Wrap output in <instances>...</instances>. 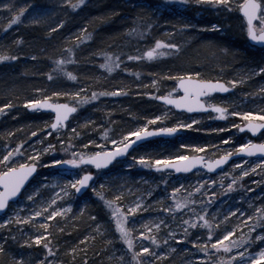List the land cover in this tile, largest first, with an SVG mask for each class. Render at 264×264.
Returning a JSON list of instances; mask_svg holds the SVG:
<instances>
[{
  "label": "rangeland",
  "instance_id": "obj_1",
  "mask_svg": "<svg viewBox=\"0 0 264 264\" xmlns=\"http://www.w3.org/2000/svg\"><path fill=\"white\" fill-rule=\"evenodd\" d=\"M152 4L150 12L153 17L149 23L152 27L142 36L125 30L124 40L120 43L124 52L128 51L134 54V56L139 55L142 58H145L147 61L146 63L149 62L150 65L151 63H156L160 58L168 57V63L172 64V62H174V64H177V62H180L177 66V69L180 72L190 70L201 74L206 73L205 75L202 74L200 78L212 79L213 77H217V67L220 68V70H223V68L226 69L229 72L230 80L234 78L243 79V76L248 75L250 77L248 80L236 85V91L231 96V104H237L239 109H241V112L264 110V96L257 91L261 86H264V73H258L254 76L250 74L251 69L264 66V48L252 47L247 39H245V41L243 40L244 37H246V34L241 27V14L237 12L227 13L223 10H216L210 5L182 6L181 0H154ZM163 5H167V7H164ZM213 23H222L225 25L224 30L211 29L210 25ZM186 24H192L193 27H181V25ZM199 25H208V27L201 28L198 27ZM173 29H175V31H173ZM156 39L165 40L168 44H179L180 48L178 51L164 48V51H169L171 53L169 56H161L149 60L147 57L143 56V53L147 50V47L154 44ZM224 48H227L229 51L225 53L223 51ZM240 49L242 51V56H240V53L238 52ZM201 53L205 55L208 53V57H202V55H200ZM217 53L218 55H216ZM233 63L235 65H233ZM117 69L118 67L114 68L112 71L113 74ZM162 78V81L154 78V76L150 77L147 82L138 80L135 85L132 84L135 96H143L144 98H151L154 100L155 97L147 95L148 92H154L156 89L164 88V90L161 91L164 94L170 89L175 88V80L170 82L168 81V78ZM152 80H157L156 86L151 83ZM118 87L124 88L120 84L115 86V84L107 81L105 86L99 85L96 90L91 91H88L83 87L65 88V90L61 92L67 93L80 91L81 95L88 96L95 91L98 94V98L96 100H89L85 104H81L78 107L76 115L70 119L71 123L68 125V130L62 131L59 136H57L56 130L52 131L53 135L51 137L47 135L42 136L40 132H37L34 137L31 136L30 133L36 131V129L30 131L26 135L23 133L22 135H16L13 138L8 136L7 140L0 141V154L5 152L6 145L14 147L20 140H24L25 143L22 145L23 152L18 154L20 160L14 162H22L23 160H26L28 155H32V148L41 149L42 147L47 146L48 143L54 144L57 151L44 154L42 159H59L62 158L60 154L63 153V151H61V145L57 141L59 139H69L68 131L73 127H78L79 124H83L85 118L94 121L95 124H99L103 128L110 127V138H116V136L123 132L135 130L140 125L147 123V118H150L153 115H164L167 113L165 119L154 122L153 124H150L149 127H162V125L171 126L178 122L190 123L192 120H195L196 124H194L192 128H181L180 130L183 131V134L179 137L169 140H152V142L144 144L140 148L132 151L128 157L120 159V161L111 165L109 171L95 176L93 187L99 189L100 184H105L107 194H112V197L116 195L117 192H123L124 195L120 201L121 203L131 202L136 197L145 198L146 205H151V207L148 208L146 212L137 213L135 223L142 224L149 219H152L153 222H155V218L163 219L168 229L170 231H175L178 235H183L184 233L176 228L175 225L180 224L181 220L185 219L189 214H192L190 211L191 209H201L202 205L197 203L198 201L205 202L209 207V213L218 212L219 215L215 219L220 221H223L224 216H226L227 212L233 207L245 211L246 215H251L253 211L251 205L253 203L257 206L264 203V199L261 198L262 193H264V170L259 167L254 171H250L247 176L237 180L231 191H225L227 184L231 183L233 179L240 174L241 170L245 167L252 168L253 165H257L261 160L260 158H238V160L227 165L226 168L218 171L216 174L205 172L202 169H196V171L185 175L173 174L170 171L158 173L154 171L152 172L150 170L151 168L144 167L139 163H135L132 168H128L124 161L127 160L128 162H131L133 156L142 154H149L156 158L160 156H169V152L174 153V155H182L187 152L188 155L203 154L209 159H214L216 155L222 154L225 149L235 147L239 143H245L247 139L252 138L248 134L246 135L245 133L239 132L236 128L229 127L230 125L245 123L243 117L240 118V121H236L235 123L229 122L214 125L206 117H200L197 115H179L164 105H159L156 111L145 114L144 116L139 117V115L132 113L130 115L128 107H122L120 105L123 103L120 98L126 96L125 92L116 95L101 94L104 92L111 93ZM156 93L160 94L158 92ZM245 93L248 95L245 96ZM252 93L256 94L252 95ZM74 99L75 98L66 100L73 102ZM112 105L119 106L120 112L127 111L128 115H130L126 120L123 121L122 119L123 124L119 126V128L114 127V124L107 127L106 121L103 118H99L101 113L97 112L100 110L107 113L110 111L109 108H112ZM237 106H233L234 110L235 108H238ZM27 113L28 117H30V123L39 126L42 131H49L43 128V123L50 122V114H40L36 111H27ZM2 114H0V119ZM166 119L173 120L174 122L170 125L164 124L163 122ZM216 129L225 130L215 131ZM101 130L102 128L87 130L85 131V136L74 139L73 144L79 146L85 144L87 139H93L96 140L97 143L95 145H89V151H99L105 146L110 147L109 140H105L104 137L100 136ZM230 135L233 136V141H230L227 144L218 143V141L223 142L225 138ZM41 140L44 141L43 145L40 143ZM101 141H103V143H101ZM187 144H197L201 146L209 144L210 146L215 145L216 147H210L209 149H205L203 153H198L194 149L189 150L182 147V145ZM72 150L75 151V148ZM179 150L182 152H176ZM24 153H27V155ZM240 160H243L245 163L240 165L239 169H233V165L239 164ZM39 169V173L28 185L29 191L33 190V188H39V192L36 197H33V201L26 203V209L21 210V217L27 215L28 212L34 208L39 210L42 204L47 205V202L54 199L56 195H60L61 198L56 201V204L52 206L51 210H45L41 217H33V222L26 223L22 228L16 223H12L10 229L0 228V241L4 240L5 237H8L5 244L8 243V246L12 245V248L18 249H12L9 251V256H12L13 263L15 264L14 257L18 258L21 255L25 257L26 262H29V264H35L36 260L45 259V249L43 247H40V251L36 252L34 249L39 245L33 244L32 246H25L22 245L21 241L30 238L31 235L42 234L43 229L41 228V225L45 221H48V216L51 214V211L56 208H65L67 204H72V210L67 212L66 215H57L56 217H53L51 221H48L50 225L49 230L54 231L57 227H62L73 220L74 217L79 216L81 214V208H84L85 211L86 206L95 201L96 204L101 207V213L99 216L97 214H91L89 217L91 223L84 228V235H90V239L91 236H98L103 246L96 251L97 254L104 253L105 264H115V259L109 260L108 258L114 254L115 257L118 258L120 251L126 250V245H124L122 241L116 239L117 233L115 232L114 220L111 217L110 210L103 201L95 196L91 188L87 193L79 197L76 196L75 190H72L71 193H61L59 189L64 187L61 181L72 177L61 176L59 172L53 171L52 167H43ZM83 170H88V168ZM229 172L232 174L227 175ZM57 177H60V179H57ZM210 180L215 181V183L209 184ZM165 181L167 183H165ZM198 181H203L205 187L202 192H193L192 187L195 186ZM41 185L46 186L41 187ZM181 185H183L184 188L177 193V197L178 199H187L189 203L184 209H177L171 214L166 213L164 209L159 207L158 202L161 201V197H164L163 203L165 207L174 204L175 201L172 200L171 188H179ZM149 192L152 193L150 196L148 195ZM207 193H216L215 199H211ZM241 196L244 197L243 200L240 199ZM93 215L96 216L95 221L91 219ZM0 218L7 217L3 213ZM209 218L211 219L212 217L210 216ZM240 219L243 220V217ZM237 222L238 220L234 217H229L230 224H235ZM99 223H103L104 227L107 229L106 232L97 233L95 225ZM244 223L247 226L248 222L244 221ZM129 226H132L131 222L129 223ZM246 230V227L240 228L234 233V236L239 235L240 232L246 233ZM11 233L16 234L17 238L15 240L11 239ZM193 233L195 234L194 236ZM156 234L160 239L168 237V242L166 245L162 244L157 247L152 244L151 241H147L148 244H152L154 251L159 252L175 249L170 256L163 258L160 262L168 261L169 259L172 264H185V262H187V264H200L199 261H195V255H207V253H203L195 245L191 244L190 239L184 241L175 240L169 235V231H166L164 228ZM204 235H206V230L197 231L196 229H192L189 232L190 238L202 237ZM110 238L112 239V244L105 247L106 242ZM45 239L48 238L46 237ZM81 240L83 241V237ZM137 240L139 242V238H137ZM258 243L259 242H256V244ZM243 247L244 246H241L239 250L242 251ZM184 249H188V252H185ZM249 251H258V248L254 244ZM57 253L58 252L55 250L54 254L47 257V259H53L57 264H61L63 258L62 254ZM221 254L227 256L231 253L221 250ZM130 259V255H125V264H127ZM81 264H84L83 259Z\"/></svg>",
  "mask_w": 264,
  "mask_h": 264
},
{
  "label": "snow or ice",
  "instance_id": "obj_2",
  "mask_svg": "<svg viewBox=\"0 0 264 264\" xmlns=\"http://www.w3.org/2000/svg\"><path fill=\"white\" fill-rule=\"evenodd\" d=\"M64 5L69 6L71 9H78L85 3V0H62ZM182 6L188 5H210L216 10H223L227 13L237 12L242 14L240 17L242 30L245 32L246 37L249 39L253 47L259 45L264 48V0H181ZM167 7V5H163ZM14 5L11 3L0 2V9L12 11ZM25 7H21L18 11L12 14V18L4 24V28L11 27L15 22L21 20L22 14L25 12ZM43 12V9H39L35 15L39 16ZM41 21L39 18L33 19L30 23L39 24ZM64 20L56 25V28H60L64 24ZM152 27L148 24L147 29L137 31L136 29H129V32H135L137 35L142 36L145 32ZM182 28H191L192 24L181 25ZM198 27L207 28L208 25H199ZM213 30L223 31L225 25L222 23H213L210 25ZM55 29L50 28L49 33L54 32ZM175 31V29H173ZM18 42H22L23 38L18 37ZM66 39L72 40L75 44L80 43L79 35H69ZM84 39H90V34H84ZM64 48L71 55L74 60V47L69 44H65ZM164 48L170 50L178 51L180 48L179 44H168L165 40L156 39L154 44L147 47V50L143 53V56L147 57L149 60L155 59L161 56H169L171 53L169 51H164ZM223 51L227 53L229 50L224 48ZM105 57L104 63L101 65L102 68H106L109 72H112L114 68L121 65L119 55H114L112 52H102L100 53ZM17 57L11 54L0 53V61L7 59L15 60ZM142 57L139 55H125L127 60H140ZM53 70L48 72L49 80L53 79L55 75L63 73L64 75L75 80L76 75L68 71L64 67L68 60L64 56H59L54 58ZM126 72L132 71V69L125 68ZM264 73V66H259L250 70L252 76ZM137 76L140 75L139 71L135 73ZM165 75H168L165 73ZM201 73L193 71H182L173 74V78L177 83V88L183 90V94H176V88L170 89L167 93L158 95L156 92H148L147 95L157 97L159 101L165 102L168 105H174L177 109H187L192 111L193 109H204L211 108L221 118H226L228 115L243 117L245 123L240 125H230L231 128H236L238 131H243L245 129L250 130L251 133L261 132L264 129V110L260 111H236L229 112L228 108L223 106L221 103H206L207 94L213 93L217 90L226 92L229 88H233L238 84L248 80L250 77L248 75L243 76V79H231L230 82H226L223 79H202ZM151 83L156 86L157 80H152ZM37 92H41L40 89H36ZM262 96H264V86H261L257 90ZM127 92L126 88H116L113 92L101 93L103 95H116L119 93ZM256 93H252L255 95ZM248 94L245 93V96ZM61 96H68L75 98L73 102H59L55 98ZM204 96L205 99H201ZM98 98L97 92H92L90 96L81 95L80 91L74 92H52L50 96H43L41 92V98L37 99H24L23 103L32 110L48 109L54 110V117L50 122H44L43 128L49 131H42L37 128L36 131L31 132V136H35L37 132H40L42 136L47 135L51 137L53 135L51 130H56L57 136L61 134L62 131L68 130V125L71 123L70 116L77 113V109L81 104L87 103L89 100H96ZM13 107L11 101L7 104H0V114L4 113L8 109ZM131 115V114H130ZM167 113L164 115H153L147 118V123L140 125L135 130H130L123 132L116 136V138H110L111 128H103L99 124H95L94 121L85 118L83 124H79L78 127L71 128L68 131L69 139H59L57 142L61 145V151L69 154L67 158H49L47 160L42 159L44 154H49L56 152L57 149L54 144L48 143L47 146L41 149L32 148V155H28L26 160L22 162L19 161L20 157L18 154L23 152L22 145L25 143L24 140H20L15 144L14 147L5 146V152L0 154V213H4L7 218H0V228H9L12 223H16L19 227H23L26 223H32L33 217H41L45 210H51L52 206L56 204V201L61 197L56 195L54 199L47 202V205L42 204L40 209H32L27 215L21 217V210L26 209V203L33 201V197H36L39 188H33V190H28L29 178L36 173L38 168L52 167L53 171L59 172L61 176H70V179H63L61 182L64 187L59 189L61 193H71L72 190L80 193L85 188H91L92 192L96 197H99L103 203L110 210L111 217L114 220L115 232L117 233L116 239L123 242L126 245V250H121L118 258L110 256L108 259H115V264H125V255H130L131 259L127 264H159V262L171 255L175 249H170L169 251H154L152 244L159 247L160 245H166L168 242V237L160 239L157 236L162 228L169 231V235L175 240L184 241L189 240L191 244L195 245L203 253L207 255H195V261H199L200 264H264V203L252 204L253 209L251 215H246L245 211L233 207L224 216L223 221L215 219L219 213L212 212L209 213V207L204 201H198L202 205L201 209H191V213L185 219L181 220L180 224L175 225L176 228L180 229L184 234L178 235L175 231H170L165 225L163 219L155 218V222L152 219L145 221L142 224H136L137 219L136 214L140 212H146L151 205H146L145 198L136 197L131 202L121 203L123 198V192H117L112 198H109L105 190V184H100L99 189L93 187L95 181L94 176L103 174V172L109 171V165H112L117 161L118 158L124 157L134 145L141 142L144 138L154 136L160 133H175L181 128H192L196 124L195 120L190 123L178 122L168 127H149L150 124L154 122L162 121L165 119ZM92 126L89 129V126ZM23 127V125L21 126ZM96 128H102L100 131V136L104 137L105 140H109L110 147L105 146L99 151H89V145H95L96 140L87 139V142L83 145H74L73 140L78 137H84V130H93ZM225 129H216L215 131H224ZM15 131V129H13ZM264 135V132H261ZM9 136L12 135L11 132L8 133ZM233 141V136H227L223 142L218 141V143L227 144ZM41 145L44 141H40ZM103 143V141H101ZM183 148L189 150H196L198 153H203L205 149L210 147H216L215 145H197V144H187L182 145ZM75 148V151L72 149ZM237 153H244L252 155L255 153L264 154V140H254L247 139L245 143H239L235 147L225 149L222 154L218 155L215 159H206L202 154L198 155H188L185 152L182 155H169L160 156L154 158L149 154L135 155L132 157V161H124L128 168H132L135 163L147 168H154L157 171L165 169H175L176 171L184 170L188 171L196 165H203L206 169H216L219 165H224L230 157ZM27 155V153H24ZM245 162L240 160V163L233 165V169H239L240 165ZM62 165H68L70 167L64 168ZM94 166L96 170H83L85 168H91ZM261 168L264 170V159H261L257 165H253L252 168L245 167L240 171V174L233 179L231 183L227 184L225 191H231L237 180L248 175L250 171H254L256 168ZM82 173V174H81ZM229 172L227 175H231ZM47 179V178H45ZM60 179V177H57ZM165 183H167L165 181ZM215 181H209V184H214ZM223 183V182H222ZM46 185H41L45 187ZM205 185L203 181H198L195 186L192 187L193 192H202ZM243 187V186H241ZM184 186L181 185L179 188H171L172 200L175 201L174 204H170L165 207L161 197V201L158 202L160 208L164 209L166 213H173L177 209H184L189 203L187 199H178L177 193L183 190ZM152 193L149 192L150 196ZM211 199H215L216 193H207ZM264 199V193L261 196ZM241 200L244 199L243 196L240 197ZM72 210V204H67L65 208H56L51 211L48 216V221H51L53 217L57 215H66L67 212ZM80 212H84V208L80 209ZM212 217L211 219L209 217ZM229 217H234L238 220L235 224L229 223ZM243 217V220L240 218ZM91 219L95 220L96 216L93 215ZM48 221H45L41 228L43 229L42 234L31 235L28 239H23L21 241L22 245L32 246L42 245L45 249L44 257L45 259L36 260L35 264H57L53 259H47L54 254L55 249L51 243V232L50 225ZM244 221H247V226ZM132 226H129V223ZM151 225V226H149ZM223 225V226H222ZM246 227V233L240 232L239 235L234 236L240 228ZM97 233H104L107 229L104 227L103 223L95 225ZM230 228V230H229ZM192 229L197 231L206 230V235L202 237L190 238L189 232ZM58 231H63V229H58ZM195 234L193 233V236ZM48 239H45V238ZM16 234L11 233V239L15 240ZM139 238V242L137 240ZM146 238V240H145ZM231 238V239H230ZM8 237L0 241V253L5 251V243ZM90 239V235L83 236V242H87ZM91 239H95V236H91ZM147 241H151L152 244H148ZM256 242H259L256 244ZM81 243V241H78ZM112 244V239L110 238L105 247ZM256 245L258 251H249L253 245ZM243 247V250H239ZM56 249L59 248V244L55 246ZM221 250L224 252H229L231 254L225 256L221 254ZM188 252V249H184ZM68 252L72 254V259L75 260L77 254V248L72 247L68 249ZM58 254V253H57ZM15 264H29L26 262L23 255L15 258ZM84 264L88 262V256L85 253L83 256ZM62 264V262H61ZM187 264V262H185Z\"/></svg>",
  "mask_w": 264,
  "mask_h": 264
},
{
  "label": "trees",
  "instance_id": "obj_3",
  "mask_svg": "<svg viewBox=\"0 0 264 264\" xmlns=\"http://www.w3.org/2000/svg\"><path fill=\"white\" fill-rule=\"evenodd\" d=\"M0 2L14 5L11 12L0 9V53L17 57L15 60L0 61V104H7L11 101L13 105L1 116L0 141L7 140L9 132L12 133L11 137L13 138L16 135L23 133L26 135L30 131L40 128L34 123H30V117H28L23 101L26 98H41V92L43 96H50L52 92H61L65 88L72 87H83L91 91L96 90L99 85L105 86L109 81L115 86L120 84L127 89L126 96L120 98L123 102L120 105L128 107L130 114L140 117L156 111L159 104L151 98L136 97L135 91L132 89L133 85L138 80L147 82L153 76L161 81L162 77H165L171 82L174 81L173 74L180 72L177 69L180 62L177 64L168 63V57L160 58L151 65L149 62L146 63L145 58L140 60L125 59L126 54H134L122 50L120 43L124 40V34L129 29L137 31L146 29V25L153 17L150 8H152L154 0H85V3L78 9H71L64 5L62 0H0ZM25 5L27 7L21 20L9 28H4V24L12 18V14ZM39 9H43V12L37 16L35 13ZM37 18L41 21L39 24L30 23L31 20ZM60 20H64L65 23L60 28H56ZM50 28L55 31L49 33ZM70 34L80 36L78 45L74 41L66 39ZM84 34H90V39L85 40ZM18 37L23 38L22 42H18ZM245 39L246 37L243 40L245 41ZM66 43L74 47V60L64 48ZM102 52L119 55L121 65L114 74L101 67L105 61V57L100 54ZM238 52L242 56L241 49ZM200 55L204 58L208 57V53ZM59 56H64L68 60L64 67L76 75L75 80L63 73L55 75L53 79L49 80L47 74L53 70L54 58ZM125 68L132 69V71L126 72ZM136 71L140 72L139 76L135 74ZM217 77L223 79L230 76L226 69L220 70L217 67ZM36 89H40L41 92H37ZM163 90L164 88H160L153 91L160 93ZM55 99L64 101L73 98L61 96ZM109 109L111 112L107 113L97 111L101 113L102 116L100 115L99 118L106 121L107 127L114 124V127L119 128L123 124L122 119L124 121L130 116L127 111L120 112V107L117 105H112V108ZM172 122L174 121L166 119L163 123L170 125ZM22 125L23 127H21ZM91 128L89 126V129ZM60 155L62 158H67L70 153L63 152ZM169 155H174V153L169 152ZM107 195L112 198V194ZM100 208L94 201L86 206L83 213L74 217L69 223L50 231L54 249L62 254V264H81L85 253L89 257L88 264H105L104 253L97 254L96 252L103 246L99 237L96 236L94 240L90 239L87 242L81 240L84 228L91 223L89 217L91 214L99 216ZM58 229H63V231H58ZM57 244H59L58 249L55 248ZM40 247L43 246L39 245L34 250L39 252ZM72 247L77 248L75 260L68 252V249ZM12 249L18 250L12 248V245L8 246V243L5 244V251L0 253V264H14L12 256H9V251ZM159 264L172 263L168 259V261H162Z\"/></svg>",
  "mask_w": 264,
  "mask_h": 264
},
{
  "label": "water",
  "instance_id": "obj_4",
  "mask_svg": "<svg viewBox=\"0 0 264 264\" xmlns=\"http://www.w3.org/2000/svg\"><path fill=\"white\" fill-rule=\"evenodd\" d=\"M241 15H242V14H241ZM247 39H248V38H247ZM248 42H250L249 39H248ZM250 43H251V42H250ZM257 46L260 47L259 45H257ZM202 79H203V78H202ZM177 83H178V82H176V85H175L176 88H177ZM177 90L179 91V94H180V95L183 94V90H182V89L177 88ZM232 91H233V88H229V90L226 91V92H223V91L217 90V91H215V92H213V93H209V94H207V95H213L214 93L224 94V93H229V92H232ZM162 94H163V93H160L159 95H162ZM201 99H205L204 96H201ZM155 100H156L158 103H162V104H164L165 106H167V107H169V108L172 107L174 110H176L177 112H180V113H182V112H187V113H189V114H193V113H204V112H208V111H213V112L215 111L214 109H211V108L193 109L192 111H189V110H187V109H177V108H175L174 105H168V104H165V102H163V101H159V100L157 99V97H155ZM59 102H67V101L64 100V101H59ZM26 109H27L28 111H33L32 109H29L27 106H26ZM38 111H40L41 113H43V112L50 113L51 116H52V118L54 117V110L40 109V110H38ZM73 115H75V113L72 114V115L70 116V118H71ZM70 118H69V119H70ZM263 130H264V129H262L261 132H262ZM53 131H55V130H53ZM181 132H182V131H180V130L178 129L177 132H175V133H171V134L160 133V134H157V135H154V136L146 137V138H144L141 142H139L138 144H136V145H134L132 148H130L129 152H128L127 154H125L124 157H122V158H118L117 160H120V159L126 158V157L128 156V154L131 153V151H132L133 149L137 148L138 146H140V145H141L142 143H144V142L150 141V140L153 139V138H172L173 136H176V135L181 134ZM240 132H248L252 137H256V136H258V134L260 133V132H257V133H251L250 130H248V129H245V130L240 131ZM195 155H198V154H195ZM248 156H252V157H263V158H264V154H261V153H255V154H252V155H248V154H244V153H237V154H234L232 157H230L229 160H228L224 165H219L216 169H211V170H209V169L204 168L203 165H196V166H194L192 169H190V170H188V171H184V170L176 171L175 169H172V168L165 169V170H167V171H171L173 174H177V175H179V174H185V173H190V172L196 171V169H203L205 172H209V173H212V174H216L218 171L223 170V169L227 166V164H229V163L232 162V160H234V159H238V157L246 158V157H248ZM216 157H217V156H216ZM216 157H215V158H216ZM215 158H214V159H215ZM206 159H209V158L206 157ZM61 167L67 168V167H70V166H68V165H62ZM109 167H110V165H109ZM92 168H94V166H92ZM94 170H96V169L94 168ZM151 170H152V171H155V172H164V171H165V170L157 171V170L154 169V168H151ZM37 171H38V170H37ZM37 171H36V173H37ZM96 171H97V170H96ZM36 173H34L33 176L29 178V182H26V183L29 184V183H30V180H31L34 176H36ZM94 179H95V178L93 177V180H94ZM87 191H88V188H85L82 192H80V193L75 192V194H76L77 196H79V195H83V194H84L85 192H87ZM0 215H2V213H0Z\"/></svg>",
  "mask_w": 264,
  "mask_h": 264
},
{
  "label": "flooded vegetation",
  "instance_id": "obj_5",
  "mask_svg": "<svg viewBox=\"0 0 264 264\" xmlns=\"http://www.w3.org/2000/svg\"><path fill=\"white\" fill-rule=\"evenodd\" d=\"M235 63V62H234ZM233 63V65H235ZM226 82H230V80L228 78H223ZM236 89V87H235ZM235 92V90H234ZM234 92L232 93H226L224 95L222 94H218V93H214L213 95H208L207 99H206V103H221L223 106L227 107L229 112H234V111H240L241 109H239V107L237 106V104H231V96L234 94ZM237 106L238 108H235L233 106ZM183 115H187L186 113H182ZM181 114V115H182ZM197 116L200 117H206L207 119H209V121H211L214 125L215 124H225V123H233L236 121H240L241 117L239 116H233V115H228L226 118H221L219 117V115L216 112H208V113H204V114H196ZM195 115V116H196ZM256 140H264V135L260 134ZM248 158H253V157H248ZM247 158V159H248ZM261 159V158H260Z\"/></svg>",
  "mask_w": 264,
  "mask_h": 264
}]
</instances>
